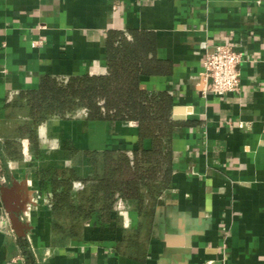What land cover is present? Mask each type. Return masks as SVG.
I'll use <instances>...</instances> for the list:
<instances>
[{
  "label": "crops",
  "instance_id": "crops-1",
  "mask_svg": "<svg viewBox=\"0 0 264 264\" xmlns=\"http://www.w3.org/2000/svg\"><path fill=\"white\" fill-rule=\"evenodd\" d=\"M136 29L154 32L172 65L143 87L172 94L188 123L174 136L172 186L142 213L119 200L118 221H81L64 236L40 173L90 176L85 152L132 146L137 124L88 122L78 110L38 126L36 146L18 133L26 110L10 105L45 75L106 74L108 33ZM220 44L242 54L240 90L224 96L203 77ZM0 221V264H26L21 240L37 264H264V0H0Z\"/></svg>",
  "mask_w": 264,
  "mask_h": 264
},
{
  "label": "trees",
  "instance_id": "trees-1",
  "mask_svg": "<svg viewBox=\"0 0 264 264\" xmlns=\"http://www.w3.org/2000/svg\"><path fill=\"white\" fill-rule=\"evenodd\" d=\"M129 36L118 30L108 33L106 74L76 75L67 80L45 75L36 88L23 91L10 105L26 110L28 120L18 127V133L36 146L38 126L51 118L66 119L78 110H86L88 122L137 124L132 146L85 152L90 176L82 177L76 168L40 173L41 181L51 188L54 228L64 236H77L81 221L97 218L102 225L118 221L119 200L142 213L147 199L156 200L173 183V140L177 130L188 123L174 119L172 94L143 87L144 78L169 74L172 65L157 57L154 32L136 29ZM5 145L9 156L19 157L16 141ZM76 183L83 185L77 198L73 195ZM126 239L137 243L133 239L138 235ZM20 245L26 264H37L29 242L21 240Z\"/></svg>",
  "mask_w": 264,
  "mask_h": 264
},
{
  "label": "built area",
  "instance_id": "built-area-1",
  "mask_svg": "<svg viewBox=\"0 0 264 264\" xmlns=\"http://www.w3.org/2000/svg\"><path fill=\"white\" fill-rule=\"evenodd\" d=\"M241 62L242 54L236 52L231 46L217 45L214 51L207 55L203 64V77L207 84V91L219 96L238 92Z\"/></svg>",
  "mask_w": 264,
  "mask_h": 264
},
{
  "label": "rangeland",
  "instance_id": "rangeland-1",
  "mask_svg": "<svg viewBox=\"0 0 264 264\" xmlns=\"http://www.w3.org/2000/svg\"><path fill=\"white\" fill-rule=\"evenodd\" d=\"M78 117H79L78 119H81V118H82L81 115H79ZM65 143H66V142L63 143L64 146H65ZM74 150L76 151V152L74 153V158H75V162H76V159L78 158V154H79L80 152H78L79 150L76 149L75 147H74ZM77 150H78V151H77ZM65 220H66V219L63 218V221H65Z\"/></svg>",
  "mask_w": 264,
  "mask_h": 264
},
{
  "label": "water",
  "instance_id": "water-1",
  "mask_svg": "<svg viewBox=\"0 0 264 264\" xmlns=\"http://www.w3.org/2000/svg\"><path fill=\"white\" fill-rule=\"evenodd\" d=\"M174 119H175V120H183V119H184L183 116H180V115L178 114V110H177V108L174 110Z\"/></svg>",
  "mask_w": 264,
  "mask_h": 264
}]
</instances>
